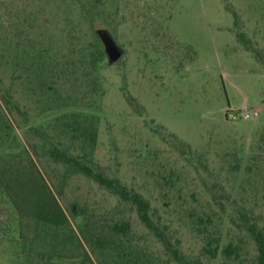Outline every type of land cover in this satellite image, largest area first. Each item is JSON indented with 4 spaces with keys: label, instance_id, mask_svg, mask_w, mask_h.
Returning <instances> with one entry per match:
<instances>
[{
    "label": "rangeland",
    "instance_id": "rangeland-1",
    "mask_svg": "<svg viewBox=\"0 0 264 264\" xmlns=\"http://www.w3.org/2000/svg\"><path fill=\"white\" fill-rule=\"evenodd\" d=\"M98 29L124 51L112 65ZM0 91L15 106L0 155L18 171L32 161L67 218L8 226L0 208V264H176L170 249L190 264H257L264 0H0ZM53 149L139 193L170 248Z\"/></svg>",
    "mask_w": 264,
    "mask_h": 264
},
{
    "label": "trees",
    "instance_id": "trees-1",
    "mask_svg": "<svg viewBox=\"0 0 264 264\" xmlns=\"http://www.w3.org/2000/svg\"><path fill=\"white\" fill-rule=\"evenodd\" d=\"M84 16L91 22L92 18H94V13L87 9ZM99 16H103V12ZM98 49L96 62H99L102 55H104L101 47H98ZM14 110L15 106L12 96L9 93L0 91V145L10 140L13 126L8 114H12ZM84 134H89V138H93L87 129L84 130ZM50 156L57 162L72 167L82 175L93 179L97 184L116 195L121 201L133 206L142 225L153 233L166 248H170L169 241L164 233L157 228L151 219L149 203L139 193L127 190L118 180L107 178L100 173L92 171L88 166L81 164L58 149L51 150ZM16 163L14 161L6 162L0 155V208H4L7 211V225L10 226L12 224V216H17L18 214L22 216V213H25L38 224L47 225L55 229L64 226L67 218L32 161H29L28 171L25 168L22 171H18ZM73 211H75L74 207ZM0 225L2 224L0 223ZM129 228L130 226L127 222H121L120 224H114L112 231L116 235L124 236L129 231ZM251 234L257 247L256 263L264 264V235L254 228L251 230ZM170 250L173 261L176 264H190L180 255L177 249ZM206 250L208 253L215 255L216 249L214 252L209 246ZM224 254L229 257L233 254V251L230 247H226Z\"/></svg>",
    "mask_w": 264,
    "mask_h": 264
},
{
    "label": "water",
    "instance_id": "water-1",
    "mask_svg": "<svg viewBox=\"0 0 264 264\" xmlns=\"http://www.w3.org/2000/svg\"><path fill=\"white\" fill-rule=\"evenodd\" d=\"M95 35L103 45L108 64L112 65L120 60L124 51L116 44L111 34L107 30L98 29Z\"/></svg>",
    "mask_w": 264,
    "mask_h": 264
},
{
    "label": "built area",
    "instance_id": "built-area-1",
    "mask_svg": "<svg viewBox=\"0 0 264 264\" xmlns=\"http://www.w3.org/2000/svg\"><path fill=\"white\" fill-rule=\"evenodd\" d=\"M257 115V113L256 112H253V111H251L250 113H242L241 114V116L244 118V119H248V118H250V117H253V116H256Z\"/></svg>",
    "mask_w": 264,
    "mask_h": 264
}]
</instances>
